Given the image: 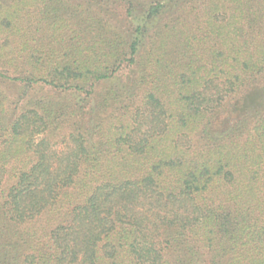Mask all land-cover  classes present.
<instances>
[{"label":"trees","instance_id":"trees-1","mask_svg":"<svg viewBox=\"0 0 264 264\" xmlns=\"http://www.w3.org/2000/svg\"><path fill=\"white\" fill-rule=\"evenodd\" d=\"M0 264H264V0H0Z\"/></svg>","mask_w":264,"mask_h":264}]
</instances>
